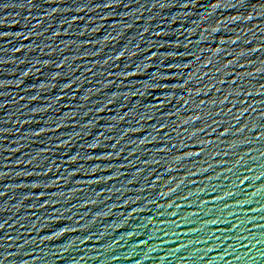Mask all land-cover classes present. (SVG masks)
I'll use <instances>...</instances> for the list:
<instances>
[{"label": "water", "instance_id": "obj_1", "mask_svg": "<svg viewBox=\"0 0 264 264\" xmlns=\"http://www.w3.org/2000/svg\"><path fill=\"white\" fill-rule=\"evenodd\" d=\"M0 264H264V0H0Z\"/></svg>", "mask_w": 264, "mask_h": 264}]
</instances>
